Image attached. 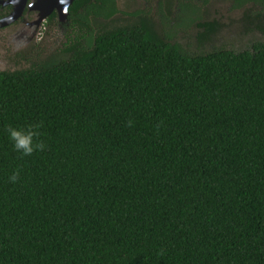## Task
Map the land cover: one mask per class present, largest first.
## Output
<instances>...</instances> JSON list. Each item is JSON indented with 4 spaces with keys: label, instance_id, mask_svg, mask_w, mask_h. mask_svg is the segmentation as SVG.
<instances>
[{
    "label": "trees",
    "instance_id": "obj_1",
    "mask_svg": "<svg viewBox=\"0 0 264 264\" xmlns=\"http://www.w3.org/2000/svg\"><path fill=\"white\" fill-rule=\"evenodd\" d=\"M174 36L143 21L0 71V264H264V43ZM26 125L31 156L6 132Z\"/></svg>",
    "mask_w": 264,
    "mask_h": 264
},
{
    "label": "flooded vegetation",
    "instance_id": "obj_2",
    "mask_svg": "<svg viewBox=\"0 0 264 264\" xmlns=\"http://www.w3.org/2000/svg\"><path fill=\"white\" fill-rule=\"evenodd\" d=\"M122 1L115 0L116 11L112 17L118 14L129 17L139 16V21L131 26L143 21L152 22L146 18L148 15L144 9L132 14L126 13V10L123 11L120 7ZM142 1L143 4L150 2L157 6L161 2L162 4L167 2L170 7L164 19L171 23L181 22L178 32L173 33L175 34L174 41L184 50L201 53L223 48L234 51L228 44H217L211 40V37L220 33L223 28L222 18L220 20L210 19L212 16L206 12V9L204 10L205 15L201 14L204 6L212 0H135L138 4ZM223 1L230 11L240 12L243 17L244 32L249 34L256 30L264 36V0ZM94 2L95 0H0V69L10 68L18 59L32 62L36 64L33 69H39L70 57L75 45L84 43L87 37H94L103 31L98 29L100 20L106 21L112 18L105 15L95 16ZM164 8L167 9L165 6ZM160 10H162L161 7L157 8V13ZM79 16H85L87 20ZM189 28L192 29L191 34L187 35ZM161 29L167 31L163 27ZM167 32L173 34L171 31ZM184 34L189 38H194L192 46L196 48L195 50L190 49L191 45L183 44L181 36ZM188 41L190 42V39ZM260 43L264 42L255 44ZM207 44L210 45L208 50L202 48ZM255 44L252 45V49ZM59 46H65L61 51H64L66 55L63 54L60 58L39 66L47 55L46 49H57Z\"/></svg>",
    "mask_w": 264,
    "mask_h": 264
},
{
    "label": "rangeland",
    "instance_id": "obj_3",
    "mask_svg": "<svg viewBox=\"0 0 264 264\" xmlns=\"http://www.w3.org/2000/svg\"><path fill=\"white\" fill-rule=\"evenodd\" d=\"M122 1V0H121ZM123 3L120 2V7L124 11L126 10V13H135V11H140V10H146L147 15L150 21H152L155 29L157 31H162V27L164 30L171 31L173 32H178L179 27H181V22H175L171 23L168 20H165L164 17L168 14L169 7L167 2L157 6L156 4H151L150 2H146L143 4V1L140 2L139 4L135 2V0H123ZM167 7V9L164 8ZM202 6V5H201ZM161 7L162 10H160L158 13L156 11L157 8ZM205 7V8H204ZM203 11H201L202 16L205 15L207 12L208 14L210 13L212 17L215 18L216 20H220L222 18L221 24L223 25V28L220 33L214 34L211 37V40L214 43L220 44H228L231 46V48L236 51H242V50H249L252 49V45L255 43L259 42H264V36H261L259 32L256 30L252 31L251 33L244 32L243 28V17L241 16L240 12L236 11H230L223 0H212V2H209L208 5L204 6ZM206 9V12L204 11ZM122 11V12H123ZM128 15V14H127ZM158 15V16H155ZM154 16V17H153ZM138 18V20H137ZM139 16H126L122 14H118L109 20H106L104 22L99 21L98 25L100 30H110L113 28L117 27H122V26H131L137 21H139ZM196 27V26H194ZM192 27V29L194 28ZM187 30V35L191 34V30ZM186 34L181 36V40L183 41L184 45H191L190 49L195 50L196 48L192 45H194V38H189ZM190 39V42L188 41ZM210 47L209 44H207L205 47L206 50H208ZM65 46H59L57 49H46V54L45 58L41 62L39 66L47 64L49 61L55 59V58H60L63 56V54L66 55L64 51H61ZM69 55V53H67ZM16 63L11 66L10 68H5L7 71L15 72V71H22L26 69H31L35 68L36 64L32 62H27V61H21L17 60L15 61Z\"/></svg>",
    "mask_w": 264,
    "mask_h": 264
},
{
    "label": "clouds",
    "instance_id": "obj_4",
    "mask_svg": "<svg viewBox=\"0 0 264 264\" xmlns=\"http://www.w3.org/2000/svg\"><path fill=\"white\" fill-rule=\"evenodd\" d=\"M39 127V125H26L6 129L8 140L11 142L13 149L21 156H31L35 151H42L45 148L42 141L34 142V139L40 135ZM18 176L19 173L14 171L9 177V181L15 183Z\"/></svg>",
    "mask_w": 264,
    "mask_h": 264
},
{
    "label": "water",
    "instance_id": "obj_5",
    "mask_svg": "<svg viewBox=\"0 0 264 264\" xmlns=\"http://www.w3.org/2000/svg\"><path fill=\"white\" fill-rule=\"evenodd\" d=\"M0 71H1V72H11V71H7V70H5V68H4V69H0Z\"/></svg>",
    "mask_w": 264,
    "mask_h": 264
}]
</instances>
